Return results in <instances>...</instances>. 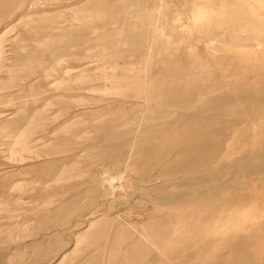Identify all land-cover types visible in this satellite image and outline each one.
I'll return each mask as SVG.
<instances>
[{
  "label": "rangeland",
  "instance_id": "1",
  "mask_svg": "<svg viewBox=\"0 0 264 264\" xmlns=\"http://www.w3.org/2000/svg\"><path fill=\"white\" fill-rule=\"evenodd\" d=\"M94 2L95 0H24L21 5L19 4L20 6L17 5L18 7L13 5L8 6V9L5 8L4 16L6 18H16L17 16L18 19H21L30 16L60 15L61 25H64L65 29H43L39 38L44 39L48 36H55L53 34H62L71 36L73 40L81 35L80 30H76L73 36L68 34L69 30L77 29L72 20V15L75 14L74 10L82 7L89 8ZM214 4L217 6L219 4L221 7L220 12L213 13L211 22L214 27L209 31L211 34L216 31L218 34L214 35L223 37L222 40L224 39L226 47L223 51L225 52L224 57L222 56L223 52H211L208 60L204 59L201 62L209 64L210 72L207 74L198 73L199 70L195 67L194 70L197 73H195L196 75L193 73L194 76L191 75L196 81L194 82L191 76L185 75V71L191 67V59L190 61L185 60L187 62L184 63L185 65L190 62V65L186 66L182 64L184 60L179 61L178 59L179 62L174 61L175 58H169L166 62L163 60L158 66H156L157 64L152 66V71H154L152 80L156 81L153 83L156 84L155 87H158L155 92V95L158 93V97L149 105V108L140 104L136 112L129 111V109L124 111L117 105L100 108L93 106L90 108L91 111L84 115L86 119L89 117L90 122L87 120L88 122L78 123L75 127L57 129L53 131V134H49L51 140L49 144L47 143L39 149L38 153L41 154L39 160L42 161H39L37 165H19V170L20 167H24L25 170L17 171L18 173H15L14 177L20 181L23 179L21 184L24 185H31V179L40 178L41 180L56 174L52 176L54 177L53 181L51 180L52 182L47 188L42 187L37 181L34 184L35 186L38 184L37 191L19 193L11 191L9 192L12 193L9 194L10 200H7V204L2 208L0 206V264H57L58 262V264H264V117H262L264 116V113L262 114V110L264 112V108H262L264 107V0H243V2L230 0L226 5L221 0H215ZM9 9L11 10L9 11ZM225 11L230 14L226 15ZM130 22L132 35L134 34L135 37L139 31V23L136 19H132ZM183 22L187 23L185 19ZM243 24L245 26H241ZM258 27L261 29L259 30ZM259 31L262 32L258 33ZM185 32L188 33L190 30L186 28ZM234 34L238 36H234ZM88 35L91 36V34ZM120 35L118 32L110 37L115 38ZM186 36L191 35L187 34ZM187 37L183 39L187 40ZM191 38L194 37L191 36ZM204 38L206 35L200 37V39ZM226 42L227 45L231 42V47H228ZM76 43L74 40L73 44L75 45L69 48L72 50L71 52L74 51L73 53L79 54L81 57L86 56L89 52L93 53L91 51L93 48L87 50L88 52L81 51ZM179 50H177V54L182 52ZM205 51L201 54L205 55ZM132 52H128L130 55L127 57H132L131 60L135 57L132 60L133 63L122 66L121 58H117L119 64L116 67L112 65L110 68L121 69L122 66L121 72L140 68L139 58L143 57L145 52ZM139 53L142 54L138 58ZM182 53L180 54L182 55ZM217 54H219L218 57ZM225 55H229V58ZM255 56L259 58L256 59ZM92 57L90 56L88 60L94 58ZM252 57L254 58L252 59ZM209 59H212L213 62ZM94 60L89 63L91 66L95 65L96 60ZM173 62H176V66ZM234 62L235 64H233ZM212 63L214 66L211 67ZM217 63L219 64L217 65ZM160 65L162 67H159ZM174 67L176 70H172ZM174 70L178 72L175 73ZM255 70H258L257 73ZM253 71L255 72L253 73ZM159 75L160 77H158ZM232 75L238 77L239 82L234 83L237 78ZM188 77L194 87L191 98L194 103H197H195L198 105L195 106L197 109L195 107V110L191 108L185 111L183 109H177L178 111L166 109L170 103L168 95H171L169 93L173 87L176 85L175 89L178 90V87L185 83L183 79L187 78L186 80H188ZM139 78L140 76H132L119 78V81L124 88L131 89L135 87L136 82L141 81ZM128 82L134 86L128 85ZM201 84L207 85V88L213 85L211 87L213 90L207 92L208 99L200 100L195 92ZM229 86H233L234 91L231 92ZM130 89H127L128 94L134 92L133 89L130 92ZM178 92H176L177 95L182 93L181 88ZM167 96L168 101L166 100ZM213 96L218 98L215 101H208ZM222 98L225 99L222 100ZM255 101L256 106L253 108L252 104L254 105ZM66 102H64L65 104L61 102L60 106H66L68 103V108H70L73 104L71 101ZM3 104L5 108L10 109H13L15 105L1 103V109H3ZM52 107L57 108L59 105L54 104ZM50 110L52 109L50 108ZM161 111L163 112L161 113ZM64 112V109L59 110L58 115L64 117L62 114ZM183 112L186 113L183 115ZM123 113H125L124 116L122 115L119 119L135 116V120L109 129V132L106 125L113 123L112 119L118 118ZM16 117L18 118V116ZM16 117L14 118L16 119ZM138 117H141V120ZM177 120L179 121L176 123ZM171 122L173 123L171 124ZM136 126H140L139 129L141 126L144 128H141L142 134L139 138L137 137L136 144L134 143L135 145L133 144L134 146L131 148L130 142L127 139L124 140L123 136ZM32 130V126L29 125L28 131L32 132ZM77 130L80 134L75 136L70 143L65 142L62 131L70 134ZM105 130L109 133L104 132ZM4 133L5 131L0 133V141L6 142L7 138L4 137ZM104 133H107L110 138ZM97 137H100L101 142L96 141ZM204 144L216 145L215 148L210 149L211 152L208 150L207 154H212L211 160L190 162L192 158L203 153L202 145ZM2 148L0 162L3 164L0 163V167L3 169L0 172L12 170L16 166H13L14 162L6 155L5 151L7 150L4 145ZM81 148L84 151L78 152ZM66 149H70L68 156L61 157L66 153ZM1 153L3 154L1 155ZM44 153L48 154L44 155ZM128 153L129 156L126 157L128 167L124 170L123 165H119L117 160L122 156L125 158ZM4 156L7 157L6 160ZM124 158L119 160L122 161ZM165 163L168 166L173 165L171 166L173 169L168 170L169 172H160V167ZM5 164L6 166H4ZM42 166L44 167L42 168ZM118 170H122L125 174L121 179H118L115 174ZM70 171L76 173L71 174ZM109 177L114 178L112 183L114 182L116 189L113 192H109L107 188ZM100 179L103 181L98 182L101 181ZM117 182H121L123 188H117L119 185ZM102 189L103 192H101ZM17 196H20L19 200H16ZM105 208L108 209V212H105L104 219L100 218L93 222L83 232L77 244L72 245V234L80 231V225L83 226L82 223L88 213L93 211L100 213ZM116 213L125 215L126 220L131 221L133 226H115L116 222L112 216ZM130 228L140 230L139 234L136 235L130 231ZM131 235L135 237V240H132ZM127 239L129 243L133 242L129 244ZM17 246L22 247L15 249ZM62 252H65L63 258L55 261Z\"/></svg>",
  "mask_w": 264,
  "mask_h": 264
},
{
  "label": "bare ground",
  "instance_id": "2",
  "mask_svg": "<svg viewBox=\"0 0 264 264\" xmlns=\"http://www.w3.org/2000/svg\"><path fill=\"white\" fill-rule=\"evenodd\" d=\"M23 1L24 0H0V104L1 103H8V105L9 104H12V105L15 104L13 109L5 108L4 104H3V109L0 108V133L2 131H5V133L3 135H4V137L7 138L6 142L0 141V151L3 149L2 146L4 145L6 150H7V151H5L6 155L14 162L13 166H16L12 170H6L4 172H0V206H1V208H2V206H5V204H7V202H8L7 200H10L9 199L10 198L9 192H11V191L18 192V193L23 192V191L35 192L38 189V186H37L38 184H36V186L34 185L37 181L40 182L39 184L42 185V187H46V188L49 186V183L53 181L52 179L54 177H52V176H54L56 173H54L52 176L43 178L41 180H40V178L36 179L34 177L35 179H31V182H32L31 185H24L23 183L21 184V181H23V179L20 181V180H18V178L14 177L15 173L22 172L23 170H21V169H24V167H20V170H19V165H22V166L37 165L39 161H42V160H39V157L41 156V154L38 153L39 149L41 147L43 148V146H45L47 143L49 144V141L51 140L50 135L53 134V131H56L57 129H61V128H68V127H72V126L75 127V125H77L78 123L88 122L89 117H88V119H86V116L84 117V115H86L88 112H90L91 111L90 108L93 106L100 108V107H110L112 105H117L124 111H126L125 109H129V111L133 110L136 112L138 111L137 107H139L140 104L146 105V107L148 106V108H149L150 107L149 105L155 101L156 97H158V95H157L158 93L155 95V92H157V90H158L157 89L158 87L154 86V85H156V84H154L156 81L152 80L153 73H154V71H152L153 65L155 66L157 64L156 66H158L159 63L163 60H165V62H166L167 60H169V58H171V59L175 58L174 61H176V62L184 60V62H182V64L184 66H186V65H190V62H188L189 64H186V65L184 63H187L186 61H188V60L190 61V59H191L192 60L191 61V67H190L191 69L189 68L188 70H186L185 75H187V76L193 75L194 76V74L197 73L196 70H194L195 67L198 68V70H199L198 73L201 72V73L207 74L208 72L211 71L209 69V66H208L209 64H202L201 62L204 59L208 60L211 52H213V53L221 52L222 53L223 51H225V47H226L225 42L223 41L224 39L222 40L223 37L221 38V36H219V35H214L216 33V31L213 34H211L209 31L211 28L214 27V24L211 22L212 16L214 15L213 13H216L217 11H219V9L221 7V5H219V4H218V6L216 4H214L215 0H95V2L92 5H90L89 8H83L82 7V8H76L74 10L75 14L72 15V20L74 21V25H75L74 27L77 29H75V30L73 29L74 31L69 30L68 34L73 36V34L76 32V30H80L81 35H78L76 39L73 38V40L71 39V36L69 37L67 35H62V34H53L55 36H51V37L48 36L44 39L39 38V34H42L41 31H43V29L60 30V29L64 28V25H61L62 21H61L60 15L30 16V17L21 18V19H18L17 16H16V18H8V17L6 18L4 16V9L5 8L8 9V6H13V5L17 6L19 4L21 5L23 3ZM221 1L225 5L227 3L229 4V2H230V0H221ZM238 1H240V0H238ZM241 1L243 2V0H241ZM231 4H232V1H231ZM10 10L11 9H9V11ZM229 10H231V9H229ZM229 12H231V11H229ZM227 13L228 12H226V15H227ZM228 14H230V13H228ZM132 19H136L137 23H139L138 24L139 25V28H138L139 31L135 34V37L137 39H134L135 37H134V34L132 35V29L130 27L132 25L130 22ZM183 19H185L187 23H184ZM225 21H227V20H225ZM256 23H258V22L256 21ZM253 24H251V25H253ZM66 26L67 25L65 24V27ZM241 26H245V24H243ZM186 28L189 29L190 32H188V33L185 32ZM258 28H259V30L261 29V27H258ZM109 30H110V32H109ZM229 30H231V29H229ZM118 32H120V34H121L120 36H116L115 38L110 37V35H115ZM260 32H262V31H259L258 33H260ZM229 33H230V31L228 32L227 36L229 35ZM88 34H91V36H89ZM187 34L193 36L194 38H191V36L187 37L186 36ZM216 34H218V33H216ZM202 35H206V38L200 39V37H202ZM235 35H237V34H234V36ZM251 35L253 36V34H251ZM185 37H187L188 39L184 40L183 38H185ZM257 37H259V36H257ZM74 40H76V42H77L76 45H78L80 47L81 51H87V50H90L93 48L91 50V51H93V53L90 54L91 52H89L86 56L81 57V56H79V54L73 53L74 51L71 52L72 50H69V48L72 47L73 45H75V44H73ZM253 40H255V39H253ZM231 41H233V40H231ZM248 42H250V41L248 40ZM226 45H227V42H226ZM203 46L205 47V49H207L206 51H205ZM227 46L231 47V42ZM178 49H180L183 52V53L180 52V53H182V55L178 52V54H180L181 56L177 54ZM132 51H137L136 53L142 52V51L145 52V53H143L144 54L143 57H141L142 59L139 58L141 56L140 54H142V53H139V55L136 54L138 56V58L140 59V61H139L140 64H138V65H140V68L137 67V69H135L133 71H131L129 69V70H123L121 72L120 70L122 69V66H124V65L128 66L131 63H133L132 60L135 58L134 57L135 55L133 54L134 58L132 60L130 59L132 57H130V58L127 57L130 55V54L128 55V52H132ZM203 51L206 52L205 55L201 54ZM226 51L228 53V50H226ZM224 53L225 52L222 53L223 57H224ZM218 55L219 54H217V57H218ZM229 55H230V53H229ZM229 55H225V56H227L229 58ZM90 56H93L94 58L93 57L92 58L96 60V63H95V65L93 64V66H91L89 64L90 62H92L91 60H93V59L88 60V58ZM213 56H212V58H213ZM222 56L220 57L221 60L223 58ZM112 57H114V58H112ZM257 57H256V59H257ZM117 58H121V63H120V64H122L121 69H116V68L111 69L110 67L112 65H114L116 67V65L119 64ZM180 58H182V60H180ZM253 58L254 57H252V59ZM178 59H179V61H178ZM252 59H250V60H252ZM215 60L216 59H214V61ZM217 60H218V58H217ZM225 60L227 61V59H225ZM136 61H138V60H136ZM210 61H208V62H210ZM212 62H213V60H212ZM170 64H172V63H170ZM218 64L219 63H217V65ZM233 64H235V62ZM212 65H213V63L211 64V67H212ZM175 66H176V64H175ZM184 66H182V67H184ZM223 66H224V64H223ZM159 67H162V66L160 65ZM168 68H170V67H168ZM168 68H166V69H168ZM187 68H188V66H187ZM166 69H165V71H166ZM173 69H175V67L172 68V70ZM180 69H182V68H180ZM175 70H174L175 73L178 72ZM221 70H223V69H221ZM255 71H253V73ZM257 71H256V73H257ZM162 72H164V71H162ZM174 72H172V73H174ZM183 72H184V70H183ZM179 73H180V71H179ZM229 73H228V75H229ZM238 74H240V73H238ZM228 75H225V76L228 77ZM132 76H140L141 81H138V83H137L136 79H135V82H136L135 87H133L134 85H132L128 82V85H132L133 88H131V89H133V91H134V92H132V90L130 88H127V89L131 90L130 92H132L131 94H128L127 93L128 90L121 85V81H119V78H129ZM181 76L183 77V75H181ZM181 76H179V77L181 78ZM158 77H160V75ZM233 77L237 78V80H234V83L239 82L238 77H236V76H233ZM193 78L194 77H192V80L194 81ZM228 78H230V77H228ZM239 78H240V76H239ZM186 79H183L185 81V83H182L181 86L178 87L179 88L178 90L175 89V88H177V87H175L176 86L174 84L175 82L173 83L175 86L173 87V85H172L173 89L169 93L171 95H168L170 100L168 99V96H167L166 100L167 101L169 100L170 103L167 105V108L165 107L166 109H168V108L169 109H176V111H178L177 109H179V110L183 109L185 111V110H190L191 108L194 109L195 106H198V105H195L196 102L194 103L192 98H191V94L194 92V91H192L194 89L193 84L191 85L192 81H191V79H189V77H188V80H186ZM202 79H203V77H202ZM154 80H156V79H154ZM195 80H196V77H195ZM200 80H201V76H200ZM232 80H233V78H232ZM194 82H196V81H194ZM233 86H231V87L229 86V90L231 92L234 91V89L232 88ZM197 87H198V85H197ZM211 87L207 88V85L205 86L204 84H201L198 89L195 87L197 89V91L195 90V92L199 96L198 98L200 100L206 99L208 97L207 92H210L213 90V88L211 89ZM180 88H181L182 93L177 95L176 92H178L180 90ZM247 91H250V90H247ZM124 93H126V94H124ZM122 94H124V95H122ZM249 94H251V93H249ZM253 97H255V96H253ZM217 98H215L213 96L211 99L209 98L208 101H210V102L215 101ZM199 99H198V101H199ZM223 99H225V98H222V100ZM13 100H14V102H12ZM66 101L67 102H70V101L73 102V104L70 108H68V103ZM196 101H197V99H196ZM61 102H63V103L66 102L67 105L66 106H64V105L60 106ZM255 103H256V101L254 102V105L252 104V107L256 106ZM54 104H58L59 107L53 108L52 105H54ZM165 104H166V102H165ZM164 105H163V107H164ZM146 107H145V109H146ZM50 108L52 110L49 111ZM143 108H144V106H143ZM155 108L157 109V106H155ZM253 108H252V110H253ZM257 108H258V106H257ZM262 108H264V107H262ZM62 109H64V111H65L64 113H62V114H64V117H60V115H58L59 110L61 111ZM151 109H152V107H151ZM195 109H197V107H195ZM208 109H210V108H208ZM260 110H261V108H260ZM46 111H49V112L45 113ZM163 111H161V113ZM250 112H251V109H250ZM184 113H186V112H183L182 114L184 115ZM222 113H223V110H222ZM263 113L264 112L262 110V114ZM124 114L125 113L119 115L118 118L112 119L113 123H109L108 125H106V127L108 126L106 129L107 130L114 129V128H117L119 126L125 125L129 121H131L135 118V116L134 117L131 116V118L130 117L129 118L124 117V118L119 119V117H121L122 115L124 116ZM145 114H146V112H145ZM134 115H135V113H134ZM16 116H18V118ZM140 116H141V114H140ZM186 116L187 115H185V117ZM191 116H193V115H191ZM14 117H16V119ZM177 117H179V116H177ZM177 117H175V118H177ZM262 117H264V116H262ZM262 117L260 115V118H262ZM175 118H174V121L176 120ZM187 118H188V116H187ZM189 118H190V116H189ZM192 119H195V118H192ZM196 119H198V118L196 117ZM178 121L179 120H177L176 123ZM164 123L166 124V121ZM172 123L173 122H171V124ZM159 124H160V122H159ZM29 125L32 126V128H33L32 132L28 131ZM138 125H140V124H138ZM168 125H170V124H168ZM195 125H197V124H195ZM139 127L136 126V127L131 128L125 136H123L121 134L123 137H125V138H123L124 140L127 139L130 142V143L127 142L130 144V147L134 146L136 144L135 141L137 142V137L139 138V136H141V134H142L141 128H144V127L141 126L140 129H139ZM170 129H172V127H170ZM80 130H82V129H80ZM228 130H229V128H228ZM69 131H70V128H69ZM104 132H107V131L105 130ZM109 132H110V130H109ZM109 132H107V133H109ZM114 132H115V130H114ZM165 132L167 133V131H164V133ZM227 132H229V131H227ZM107 133H104V134H107ZM62 134L64 135L63 139L65 140V142L70 143L72 141V139H74V137L80 133L77 130V131H72L70 134H68V132L63 133V131H62ZM201 135H203V134H201ZM179 136H181V135H179ZM179 136H178V138H179ZM100 137H97L96 141L98 140V142H101L99 140ZM109 138H110V136H109ZM116 138H118V137H116ZM176 138H177V136H176ZM189 138H188V140H189ZM193 138H195V137H193ZM197 139H199V138H197ZM211 139H213V138H211ZM120 140H122V139H120ZM165 140H166V138H165ZM177 140H176V142H177ZM102 141H104V140H102ZM206 141H207V138H206ZM61 142H63V141L61 140ZM124 142H126V141H124ZM129 144H127V145H129ZM202 147H203V153L199 156H195L194 158H192L190 160V162H197V161L198 162L199 161L205 162V161L211 160L210 158H211L212 154L210 155L207 153H209L208 150H210L211 148H215L216 145L212 146L210 144L209 145L204 144V145H202ZM69 150L70 149H66L65 150L66 153H64V155H62L61 157H65L66 155L68 156ZM81 150H83V148L78 150V152H80ZM86 151H87V149H86ZM210 152H211V150H210ZM170 153H171V150H170ZM2 154L3 153H1V155ZM47 154L48 153H44V155H47ZM82 155H83V153H82ZM127 156H129V153H128V155H125V158L122 156V158H124L122 161H120L122 158H119L120 160L119 159L117 160L120 163V164L118 163L119 165H121V164L123 165L122 167L124 170L128 167L127 166L128 165V159L126 158ZM2 158H3V156H2ZM6 158L4 156L5 160H6ZM155 158H157V157H155ZM11 160H9V161L11 162ZM187 162H188V160H187ZM42 163L44 164V162H42ZM1 164H3V163H1ZM4 166H6V164ZM171 166H173V165H171ZM171 166L170 165L168 166V164L165 163L164 165H162V167H160V169H161L160 172L164 173V171L167 172L168 170L173 169V167H171ZM186 166H185V168H186ZM9 167H12V166H9ZM43 167L44 166H42V168ZM62 167L65 168L64 166H62ZM52 168H54V167H52ZM2 169H3V167H0V171ZM73 170H74V167H73ZM73 172H71V174ZM74 173H76V172H74ZM81 173H83V172H81ZM106 174H107V172H106ZM115 174L118 176V179H121V177L123 176L124 173L122 170H118ZM20 175H21V173H20ZM65 175H67V173ZM57 177H59V176H57ZM114 178H115V176H114ZM114 178L109 177L107 179V184H108L107 188H108L109 192H111V191L113 192L116 189L114 184H113L114 182L112 183ZM118 179H117V181H118ZM100 180L101 181H98V182L103 181L102 179H100ZM24 181H25V179H24ZM26 183H28V181ZM117 183L119 184V185H117L118 187L116 186L117 188H119V189L123 188V185L121 182L120 183L117 182ZM101 192H103V189ZM104 193H105V191H104ZM101 195H102V193H101ZM20 196H17L16 200H19ZM105 196H106V194H105ZM110 196H111V194H110ZM111 197H113V195ZM147 199H148V197H147ZM110 202H111V199H110ZM148 202H150V201H148ZM102 203H103V201H102ZM11 207H12V205H11ZM30 207H31V205H30ZM4 208H6V207H4ZM37 208H38V206H37ZM132 208H134V207H132ZM107 210L105 208V210L100 212V213H95L96 211L88 213V216H86L84 218L85 220L82 223L83 226L80 225L81 226L80 231L79 232L73 231L74 233L72 232L73 233L72 238H71L72 239V245L75 246L77 244V242L80 240L83 232H85L92 225L93 222L99 220L100 218L104 219V216L106 215L105 212H108ZM130 215H132V214H130ZM137 216H138V214H137ZM112 219L114 220V222H116L115 226L116 225L133 226L131 221L130 222L127 221L125 215H123L122 213H116L114 216H112ZM127 219H130V218H127ZM143 219H144V217H143ZM141 220H142V217H141ZM140 222H142V221H140ZM132 228H130V231H133L136 235H137V233L139 234L140 230L138 231L137 229H135V228L132 229ZM131 237L133 238L132 240H135V237L133 235H131ZM50 240H52V239H50ZM127 242H128V239H127ZM132 242L133 241H131L130 243L128 242V243L131 244ZM240 243H242V241H240ZM236 244H238V242H236ZM236 244L235 245L233 244V245L238 246ZM22 246H24V245H22ZM21 247L17 246L15 249H19ZM64 253L65 252H62L55 259V261H57V260L59 261V259L61 260L63 258V256L65 255Z\"/></svg>",
  "mask_w": 264,
  "mask_h": 264
}]
</instances>
